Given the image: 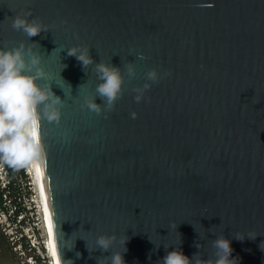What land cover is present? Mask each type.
I'll return each instance as SVG.
<instances>
[{"label":"water","instance_id":"water-1","mask_svg":"<svg viewBox=\"0 0 264 264\" xmlns=\"http://www.w3.org/2000/svg\"><path fill=\"white\" fill-rule=\"evenodd\" d=\"M23 12L49 31L13 30ZM21 43L41 55L37 83L64 100L60 123L39 129L59 264H97L126 237L125 264H160L175 248L207 260L219 235L237 264H264V0H0V47ZM78 46L121 68L106 118L80 107L100 81L67 55ZM101 235L117 237L111 251L95 250Z\"/></svg>","mask_w":264,"mask_h":264},{"label":"clouds","instance_id":"clouds-1","mask_svg":"<svg viewBox=\"0 0 264 264\" xmlns=\"http://www.w3.org/2000/svg\"><path fill=\"white\" fill-rule=\"evenodd\" d=\"M31 16V12L19 13L11 23L13 30L22 31L29 40L41 32L49 31L47 26L37 18L29 20L28 17ZM67 55L75 57L84 71L90 65L95 64L94 71L100 82L95 86V95H85L80 107L94 112L98 116L104 115L106 118L108 113L115 110L117 100L123 95L124 77L121 68L114 67L111 63H94L90 56V48L87 46L67 49ZM137 58L144 59L143 55L139 53ZM41 64V55L31 48L26 49L23 43L9 50L0 47V163L13 168H24L42 162L45 153L39 138L40 123L45 119L49 123L55 122L56 124L61 121L64 100L55 96L50 86L43 88L37 83L38 79L45 76ZM64 67L66 65H63ZM124 68L130 80L136 77L134 63L128 62ZM165 75H171V73L167 72ZM145 78L147 81L156 83L161 76L155 69H152L146 73ZM151 86V83L146 82L143 86L132 89L136 94L134 99L137 103L145 99V93ZM82 87L83 84L79 86V89ZM97 98L103 103L97 104ZM131 118L136 119L137 113H131ZM176 228L177 226H175V230ZM246 237L256 238L251 235ZM246 237L241 234L235 235V238L241 241ZM116 239L115 235L99 236L95 241V250L111 251ZM127 241L128 237L121 241L124 247L123 253L116 252L110 256L97 257V264H105V262L125 264L123 254L127 251L125 247ZM261 245L260 248L264 250ZM197 247L200 248V245L197 244ZM211 247L215 251L213 256L207 260L202 259L199 252L189 258L183 254L180 248H175V250L167 252L160 264H237V261L231 258L233 250L230 241L223 235L211 240ZM88 251L92 253V250L88 249ZM79 255L77 253L78 257Z\"/></svg>","mask_w":264,"mask_h":264},{"label":"rangeland","instance_id":"rangeland-1","mask_svg":"<svg viewBox=\"0 0 264 264\" xmlns=\"http://www.w3.org/2000/svg\"><path fill=\"white\" fill-rule=\"evenodd\" d=\"M23 170L27 185L23 178H18L11 192L18 213L15 214L7 198L0 199V264H53L47 250L48 235L33 176L29 166ZM5 182V170L0 163L1 187Z\"/></svg>","mask_w":264,"mask_h":264},{"label":"bare ground","instance_id":"bare-ground-1","mask_svg":"<svg viewBox=\"0 0 264 264\" xmlns=\"http://www.w3.org/2000/svg\"><path fill=\"white\" fill-rule=\"evenodd\" d=\"M29 168L31 170V175L33 176L34 184L37 189L38 199L41 205V210H42V214L44 218L45 229L48 235L47 250L51 255V260L53 261V264H59L58 259H57V252H56L55 244H54L51 229H50L48 209H47V204H46L45 188H44L43 180H42V177L39 171L38 163L30 165Z\"/></svg>","mask_w":264,"mask_h":264},{"label":"trees","instance_id":"trees-1","mask_svg":"<svg viewBox=\"0 0 264 264\" xmlns=\"http://www.w3.org/2000/svg\"><path fill=\"white\" fill-rule=\"evenodd\" d=\"M1 164L3 166V169L5 170L6 182L3 183L2 187H1L2 183H0V199H2V197H4L5 199L7 198V203H9L10 207H12V205H13V209L15 210V214H17L18 210H16V205L13 202L15 200H13L12 196H11V192L14 191L13 185L16 184V182L18 181V178H23L25 185H27L28 179L26 178V176L24 174L23 168H13V167L8 166L7 164H3V163H1ZM27 195H28V197L30 196L29 191H28ZM14 198H16L15 194H14ZM14 210H12V212Z\"/></svg>","mask_w":264,"mask_h":264}]
</instances>
